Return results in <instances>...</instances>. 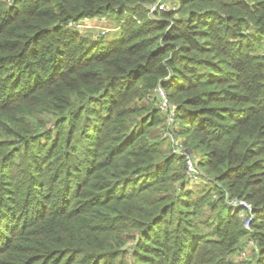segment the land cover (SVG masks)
I'll use <instances>...</instances> for the list:
<instances>
[{"label":"trees","instance_id":"1","mask_svg":"<svg viewBox=\"0 0 264 264\" xmlns=\"http://www.w3.org/2000/svg\"><path fill=\"white\" fill-rule=\"evenodd\" d=\"M156 1L0 0V264H233L247 237L264 264V0L152 20ZM110 14L109 47L70 26ZM159 88L209 181L197 196L157 135Z\"/></svg>","mask_w":264,"mask_h":264},{"label":"rangeland","instance_id":"2","mask_svg":"<svg viewBox=\"0 0 264 264\" xmlns=\"http://www.w3.org/2000/svg\"><path fill=\"white\" fill-rule=\"evenodd\" d=\"M122 21H124V18L122 19ZM82 22V33H86L88 35H94L96 37L99 36L98 33L100 32H109L108 35L102 39L104 40V44L106 47H109L110 45H112L115 42H118L122 39V28L120 25V19L119 16L116 14H110L104 17H100L97 19H91V20H84L81 21ZM98 35V36H97ZM158 95V97H161V93L157 91L156 96ZM157 97V98H158ZM160 99V98H159ZM164 102L165 100H163V98L161 99L160 102V109L161 110V115L162 118L164 119V125H162V127H160V129L157 131V135L158 137L162 140L161 142L165 144V147L167 149V151H173L174 153H178L177 148L179 147V145H182L181 142V138H177L174 137V139L172 140L171 134H169L168 132L172 129L177 130L175 128L178 127V125L174 124L175 122V111H171L170 108L168 109H163L164 106ZM169 103V102H168ZM171 105V103H169ZM174 136V134H172ZM183 147V146H182ZM183 149H185L183 147ZM180 154V153H178ZM193 157V156H192ZM195 158L197 159V157L195 156ZM196 159H194L196 161ZM198 166V165H197ZM199 168V167H198ZM199 172H200V178H201V183L200 184H193L191 182V187L194 188L195 194L193 196H197V192H199L202 187H204L205 184H208L209 181L206 180V177L203 173V170H201L199 168ZM228 197H230L228 194L226 196V201L228 200ZM216 196L213 197V199L216 200ZM231 198V197H230ZM206 214H210L209 210L205 211ZM240 216V213H238ZM248 215V211H245V217L247 218ZM242 220L244 221V227L245 226V219L242 218ZM252 228V224L250 228H246L247 230L251 231ZM257 246L256 243L252 240H248V237L244 240V243H242V246L240 247V249L234 253H232L229 258H227L229 260V262L233 263V264H249L251 262L252 257L254 256V252H257ZM256 250V251H255ZM130 261L132 262V264L136 263V260L133 256H129Z\"/></svg>","mask_w":264,"mask_h":264},{"label":"built area","instance_id":"3","mask_svg":"<svg viewBox=\"0 0 264 264\" xmlns=\"http://www.w3.org/2000/svg\"><path fill=\"white\" fill-rule=\"evenodd\" d=\"M148 8H149L150 18L152 20H157V16H156L157 13L175 11L178 9V3L176 2V0H158L154 4L150 5ZM131 19L139 24L141 23L139 18L136 16H132ZM125 22L126 20L123 21V23ZM82 25H83L82 22H79V23H72L70 26L81 31ZM101 33L105 34L106 32H101ZM157 91L161 93L163 100H165L163 109L170 108L171 111H175L176 107L168 103V100L164 94L163 89L159 88ZM177 151L178 153L186 156V174L190 182H192L193 184H200L201 178H200V172L197 166V162L194 160L192 155L187 150L183 149L182 145H179ZM227 203L229 206H231V208H233L234 210L240 213L241 218L245 219L246 228H250L253 220L255 219L253 205L245 199L230 198V197H228ZM245 211H248L247 218L245 217Z\"/></svg>","mask_w":264,"mask_h":264}]
</instances>
